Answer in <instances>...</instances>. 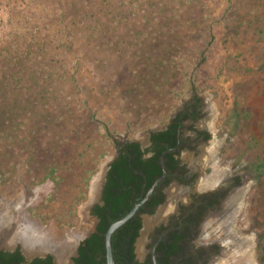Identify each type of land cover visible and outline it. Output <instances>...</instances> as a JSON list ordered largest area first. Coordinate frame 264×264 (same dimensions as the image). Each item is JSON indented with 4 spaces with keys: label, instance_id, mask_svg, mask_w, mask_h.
I'll use <instances>...</instances> for the list:
<instances>
[{
    "label": "rangeland",
    "instance_id": "rangeland-1",
    "mask_svg": "<svg viewBox=\"0 0 264 264\" xmlns=\"http://www.w3.org/2000/svg\"><path fill=\"white\" fill-rule=\"evenodd\" d=\"M196 96L223 138L212 174L242 176L233 232L264 264V0H0V209L46 186L30 218L92 231L89 185L113 148L86 190L78 154L103 131L143 139ZM72 161L56 189L46 174Z\"/></svg>",
    "mask_w": 264,
    "mask_h": 264
},
{
    "label": "flooded vegetation",
    "instance_id": "flooded-vegetation-1",
    "mask_svg": "<svg viewBox=\"0 0 264 264\" xmlns=\"http://www.w3.org/2000/svg\"><path fill=\"white\" fill-rule=\"evenodd\" d=\"M207 106L196 96L167 123L148 129L143 139L125 138L113 149L114 158L108 164L103 186L117 150L125 144L137 143L143 160L158 155L160 174L148 186L144 176L139 192L131 200L133 205L140 202L159 180L135 214L140 221L133 242V262L137 264H223L228 255H234L235 247L225 243V238H242L233 232L234 219L245 198L242 176L227 169L215 181L217 174L212 172L223 138L216 120L206 117ZM158 134H162L160 139ZM0 253L8 264H31L36 259L47 262L48 257L50 264H55L56 260L50 253L27 258L20 243L0 246ZM14 254L20 259H14ZM66 254L61 257L63 264L70 259ZM77 255L71 257L72 264Z\"/></svg>",
    "mask_w": 264,
    "mask_h": 264
},
{
    "label": "trees",
    "instance_id": "trees-1",
    "mask_svg": "<svg viewBox=\"0 0 264 264\" xmlns=\"http://www.w3.org/2000/svg\"><path fill=\"white\" fill-rule=\"evenodd\" d=\"M103 126H101V129ZM105 128V126H104ZM103 137L94 144L102 146L103 151L94 153L95 145H89L85 150H82L76 159H78V167L82 174V185L84 189L88 187L91 175L96 171L100 161L106 154L110 153V148L115 149L119 145L115 139L108 133L103 131ZM159 139L162 134H158ZM118 156L111 163L107 172L106 183L102 190V204H94L90 213L97 219L95 231L84 239L78 247V255L73 259L74 264H106L104 257V242L103 235L108 226L122 216H124L133 206L131 202L134 194L139 192L143 177L146 176L147 186L160 174L158 167V155L155 154L147 159H141V153L137 143H128L124 147L118 149ZM85 155H90L91 159H87ZM74 161L58 162L57 165L51 166L50 171L46 174L54 184L56 189L61 183V177L55 175L60 169L65 172L71 168ZM11 171H6L4 168L0 170V185L10 184L12 181L9 178ZM136 189V190H135ZM82 195L84 192H81ZM32 215L36 214L35 209H30ZM134 215L125 224L120 226L112 235L111 246L113 259L115 264H137L133 262V242L138 234L140 221ZM58 222L63 224V221L58 217ZM65 224V223H64ZM68 224H70L68 222ZM14 259H20L18 254L12 256ZM50 257L47 262L43 259H36L31 264H50ZM2 264H8L9 260L5 258L3 253H0Z\"/></svg>",
    "mask_w": 264,
    "mask_h": 264
},
{
    "label": "bare ground",
    "instance_id": "bare-ground-1",
    "mask_svg": "<svg viewBox=\"0 0 264 264\" xmlns=\"http://www.w3.org/2000/svg\"><path fill=\"white\" fill-rule=\"evenodd\" d=\"M221 176L222 173H218L215 176V181ZM97 182L98 179L95 183L97 184ZM95 183L93 186H95ZM46 190V186L36 187L29 190L27 193L24 192L20 194L13 200L5 201V207L0 209V246H13L20 243L22 249L27 254H34L50 250L47 244V238L60 240L63 237H69L70 234L67 231L58 230L50 222L47 223L46 227H41L37 221L31 219L25 211V206L33 203L36 198H38L39 194L44 193ZM216 231L217 230L212 231L209 235L212 233L214 234ZM71 238H73V233L70 239ZM224 242H231L235 247L233 249L234 255H228L229 258H227L223 264L251 263L245 252L244 246L246 240L244 238H240L239 240L238 238L230 239V237H226ZM63 249L62 251H58L57 254L55 253L56 264H63V258L61 257L69 252L68 245H64Z\"/></svg>",
    "mask_w": 264,
    "mask_h": 264
},
{
    "label": "water",
    "instance_id": "water-1",
    "mask_svg": "<svg viewBox=\"0 0 264 264\" xmlns=\"http://www.w3.org/2000/svg\"><path fill=\"white\" fill-rule=\"evenodd\" d=\"M114 155L111 156H107L105 159V162L103 164V167L101 169V172L98 174V182L97 184L95 183V181H92L89 185V198L88 200L85 202L86 208H87V214H89L90 216H92V214L90 213L91 208L93 207L94 204H102L101 202V194H102V188H103V183L105 180V173L108 170V164L113 160ZM159 180H156L154 182V184L151 186V188L147 191L146 195L144 196V198L138 202L135 203L133 205V207L124 215L122 216L120 219L113 221L107 228V230L105 231L104 235H103V242H104V257H105V263L106 264H115L114 259H113V253H112V246H111V238L112 235L114 234V232L123 224H125L129 219H131L137 212L138 208L141 206V204L145 201V199H147V197L149 196V194L151 193V191L153 190L154 186L158 183ZM95 183V186H93ZM32 219V218H31ZM37 221V223L41 226V227H46V224H42L39 220H35ZM97 220H95L94 223V228L92 229V231L87 232L86 234H79V233H73V231H71L72 228H68V227H64L61 228L60 230H67L68 233L72 232L73 233V238H69L68 236L63 237L60 240L57 239H50L48 238L47 244L50 248V250L47 251H43V252H37L34 254H27L24 250V254L26 255L27 258H32L33 256H44L46 254H52L54 260H55V253L57 254L58 251H62L64 250L63 247L64 245H68L69 247V252H67L66 257L67 259L70 258L68 260V264H72V260L71 257H74L77 255L78 253V247L79 244L86 239L91 233H93L95 231V226H96ZM16 245V244H15ZM13 245V246H15ZM56 264V262H55Z\"/></svg>",
    "mask_w": 264,
    "mask_h": 264
}]
</instances>
